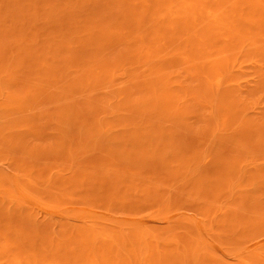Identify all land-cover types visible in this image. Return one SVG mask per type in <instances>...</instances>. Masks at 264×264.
<instances>
[{"label": "rangeland", "instance_id": "1", "mask_svg": "<svg viewBox=\"0 0 264 264\" xmlns=\"http://www.w3.org/2000/svg\"><path fill=\"white\" fill-rule=\"evenodd\" d=\"M0 264H264V0H0Z\"/></svg>", "mask_w": 264, "mask_h": 264}]
</instances>
